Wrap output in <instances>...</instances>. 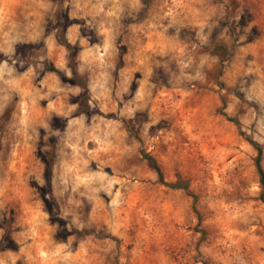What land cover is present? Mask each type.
Masks as SVG:
<instances>
[{"label":"rangeland","instance_id":"obj_1","mask_svg":"<svg viewBox=\"0 0 264 264\" xmlns=\"http://www.w3.org/2000/svg\"><path fill=\"white\" fill-rule=\"evenodd\" d=\"M61 16L90 114L47 69L71 75ZM228 118L264 145V0H0V264H264L257 153Z\"/></svg>","mask_w":264,"mask_h":264},{"label":"trees","instance_id":"obj_2","mask_svg":"<svg viewBox=\"0 0 264 264\" xmlns=\"http://www.w3.org/2000/svg\"><path fill=\"white\" fill-rule=\"evenodd\" d=\"M56 4L59 5L60 10H62L63 7V0H53ZM149 2L153 0H148ZM72 24V21L69 20L67 16H61L59 20V26H58V31H57V40L58 42L67 48L69 52V60H68V66L70 69L71 75L68 76L66 72L63 70L59 69L58 67L51 65L48 66V71L51 73H54L58 75L61 79L66 80L71 82L74 85H77L82 89V94L80 95L78 99V104L81 107V110L84 113H92L91 110V105H90V94H89V85H88V80L86 76L82 75L79 72L78 64H77V48L75 45L71 44L70 41L67 38V30ZM219 51H215V53L221 57V59L226 60L230 58L232 55V51L228 49V47L224 44H219L217 47ZM14 111V104H11L4 116L3 119L7 121V123L11 120L12 114ZM229 121L234 123L237 127L239 135L256 151L257 155L254 159V165L257 170L258 176H259V183L261 187V200L264 202V166H263V161H264V145L258 142L254 136L247 131L243 129V125L241 121L238 118H228ZM144 158L149 161V163L159 172L160 174V183L163 184L164 186H167L171 189H183L187 191L189 189L188 183L183 182L182 180H178L176 183H168L165 182L163 174L160 170V167L157 163V161L147 155L144 154ZM47 161V158H45ZM49 161V160H48ZM50 162V161H49ZM48 162V163H49ZM2 228L4 229V235L2 239L0 240V253L7 251V250H15L13 247L15 246V242L13 240V228L11 226L10 220H7L4 222L2 225ZM73 234L77 238H84L90 235H97V231L94 229H85V230H78L76 228L73 229Z\"/></svg>","mask_w":264,"mask_h":264}]
</instances>
